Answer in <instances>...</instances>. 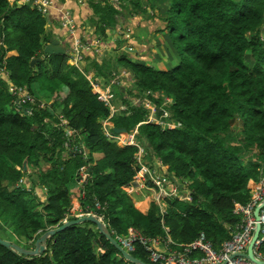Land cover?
Listing matches in <instances>:
<instances>
[{
  "label": "trees",
  "instance_id": "16d2710c",
  "mask_svg": "<svg viewBox=\"0 0 264 264\" xmlns=\"http://www.w3.org/2000/svg\"><path fill=\"white\" fill-rule=\"evenodd\" d=\"M135 1L87 0L91 37L105 42L108 31L117 32L119 16L147 13L145 8L137 11ZM160 1L162 5L149 8L160 18L159 31L169 46L165 44L172 64L164 69L129 59L120 51L126 43L123 35L115 39L117 55L111 59L87 56L77 68L68 63L70 57L49 55L30 66L53 36L47 18L29 4L0 0L2 239L32 249L45 231L76 219L68 214V184L78 180L81 213L93 209L102 216L115 240L129 228L151 238L167 234L177 244L204 233L219 251L237 229L235 205L249 203L264 178V0ZM119 68L126 72L128 86L114 73ZM86 76L110 87V105L118 106L116 96L125 107L109 119V130H134L145 152L144 165L150 167L151 157L161 161L178 195L160 199L164 213L155 201L145 213L137 211L123 190L141 168L135 158L138 148L106 138L100 120L108 118L110 108ZM8 84L35 98V104L21 108L31 109L27 115L18 111ZM143 98L155 105L158 120L176 126L148 122ZM43 99L53 102L41 106ZM161 109L169 117L161 118ZM82 168L85 178L80 181ZM181 194L190 200L179 198ZM95 202L100 210H94ZM259 250L264 254V242ZM130 254L153 264L140 245ZM0 264L131 263L94 224L84 222L48 239L39 256L19 255L0 245Z\"/></svg>",
  "mask_w": 264,
  "mask_h": 264
},
{
  "label": "built area",
  "instance_id": "2783aa9c",
  "mask_svg": "<svg viewBox=\"0 0 264 264\" xmlns=\"http://www.w3.org/2000/svg\"><path fill=\"white\" fill-rule=\"evenodd\" d=\"M9 1V0H8ZM24 4H29L33 8L37 9V11L43 15L46 16L49 12V9L52 6V0H24ZM62 27L66 28L69 32V34L72 36L73 41L71 45V49L69 51L71 64L77 66L81 63L86 56V54H93V55H99L101 54V50L103 47V42H101L97 37H92L91 39H81L75 37V29L76 25L72 21V19L69 17V15L66 13L63 16L62 21ZM127 30L121 31L119 28L117 31L125 37V35L129 32L128 27ZM70 64V65H71ZM91 78V77H90ZM88 79L92 85V87L95 90V87H101L98 82H93ZM94 83V84H93ZM116 84L120 86L121 82L119 80L115 81ZM109 87V86H106ZM105 87V88H106ZM110 88V87H109ZM108 88V89H109ZM105 90L104 88H102ZM99 94V99L104 102L106 106L110 108V112L112 109V105L109 103V92L105 95V99L102 97V92H99L96 90ZM8 93L15 98V105L18 108V111L21 110L22 106L25 104L33 105L35 104L36 100L30 94L25 88L8 84ZM147 92L146 94H148ZM170 99H166L165 103H170ZM147 110H148V122L154 121L157 124H160L163 128L172 129L176 125L171 122H165L163 120H158L156 116V109L155 105L151 103L147 98H145V103H141ZM163 112V115L161 118L169 117V114L167 111L161 109ZM109 118V116H108ZM108 118L105 119V125H107L106 130V136L111 139H115L117 142L121 141L122 146H135L138 148V152L136 153L137 156L141 155V157L145 154L143 149L139 147V145L135 141V131L133 133L125 132V134H132L127 135L129 138L119 139L116 138L108 133L113 134L109 129V120ZM61 123L63 125V118L60 117ZM108 121V122H107ZM103 126V125H102ZM122 134V135H125ZM117 136L118 134H113ZM136 162L140 165V167L143 166V164H140V160H138V157H136ZM140 157V159H141ZM85 168H82L79 171L80 181L83 180L82 174L84 173ZM140 171V170H139ZM147 179L150 178V175L146 171L145 174ZM82 178V179H81ZM158 183L153 181L156 188H160V186H163L165 189V196H178L177 190L174 187L171 192H168L166 189V184L164 183V180L162 178H156ZM79 181V180H78ZM134 182V181H133ZM163 196V197H165ZM161 197V198H163ZM161 198H159L157 201V204L160 205L161 212L164 213L165 209L163 204L161 203ZM179 198H181L179 196ZM264 198V178L260 180L258 183L257 189L253 193V198L251 201L245 205H235L234 212L240 216V223L232 232V236L228 241H225L219 251H216L212 245V243L206 238L204 233H200L198 237L188 244H177L172 241V239L169 237V235L166 234L164 238L161 237H147L143 235L141 232L135 230L134 228H129L127 233L125 235L118 236L116 241L117 243L128 253H131L135 250V247L137 245H140L143 250L147 253L148 260L153 264H222L224 261H226V264H254L247 260L244 257L236 256L232 259H229V257L233 254H240L245 253L247 250L248 245L250 244L256 224L259 223L260 230L258 234V238L255 241L253 245V252L255 257L264 262V254L260 252V247L262 243L264 242V206L260 208L259 210V220L257 222L254 211L257 205L263 200ZM184 200H190V197L188 194L185 195L184 198H181ZM94 210H100V204L95 202L94 204ZM82 215V214H81ZM79 215V216H81ZM83 215H93L99 220L103 222L102 216H98L94 213L93 209ZM78 217V216H76ZM66 221V220H64ZM166 229V233H167Z\"/></svg>",
  "mask_w": 264,
  "mask_h": 264
},
{
  "label": "rangeland",
  "instance_id": "374dc122",
  "mask_svg": "<svg viewBox=\"0 0 264 264\" xmlns=\"http://www.w3.org/2000/svg\"><path fill=\"white\" fill-rule=\"evenodd\" d=\"M158 1L160 3V0H154L150 4H152V5L154 4L153 6L162 5V4H158ZM123 4L125 6H128L127 2H123ZM155 14L156 13H153V11H152L149 15L151 17V19H148V21H146L143 24V26H138V29H134L133 32H132V29L130 27H128L129 32L123 38L125 41H128L132 38L135 41L137 40V43L133 44L136 47H131V46L129 47L128 43H125L124 45H122L120 51L122 49H124L129 54V59H131L132 61L144 63V64L150 65V66L154 65L157 68L164 69L165 67L168 66L167 63L172 64L171 55L166 50L167 43L165 42V38H163V35H161V31H159V29L163 28V24L161 23L159 17H155ZM154 17H155V19H158V20H154L153 19ZM123 23L125 24V22H123ZM123 23L121 24L122 30L124 29L126 31L127 29H125V26H122ZM262 30L264 32V26H263ZM117 34L121 35V33H119L118 31H117ZM114 48H115V44L113 45L111 50L106 48L104 51H101L100 52L101 54H99V57H102L103 59H111L113 57H116L117 53L113 51ZM129 50L130 51L135 50V53L134 52L132 53ZM247 62L250 63L249 60H247ZM68 63L71 64L70 58H69ZM72 66H74V65H72ZM75 67L80 68V64L78 66H77V64H75ZM114 73L116 75H119V77H121V78H125L126 79L125 85L126 86L129 85V83H130L129 79H127V74L123 69H120V68L118 70L116 69V70H114ZM127 73H129V72H127ZM86 77H87V79L90 78V76H86ZM2 79L5 82H7V78L4 75H2ZM99 81H102V79H100ZM102 88H103L102 86L99 88L95 87V90H94V88L92 87L94 92H96V90H98L99 92H102V97L104 100H106L105 95L109 92V89H108L109 87L104 88L105 90H103ZM96 93L98 94V92H96ZM114 99H115V102L118 106L112 105V109H111V112L109 114L108 120L112 116H114L116 113H121L125 109V107H123L122 104H120L122 102L121 100H119L116 96L114 97ZM43 100L44 101H43L41 106H45V104L48 105L51 102H53V99H47V100L43 99ZM141 102L145 103V98H143L141 100ZM134 103H135V101L131 102V104H134ZM60 117H61V115H60ZM100 124L103 125V132L106 136V133H107L106 130L108 127H107V125H105V119H101ZM236 127H239V123L236 124ZM130 133H133V131H131ZM130 133L125 134V133L121 132V133H117L118 134L117 136H115L111 133H108V134H110L116 138H119V139H124V138H129V136L132 135ZM122 134H125V135H122ZM127 135H129V136L127 137ZM106 138L111 140V141L116 142L119 146H122L120 144L121 141L117 142L115 139L108 138L107 136H106ZM85 152H87V151L85 150ZM144 155L142 157H141V155H139V156L136 155V157H138V160H140V164H143V166L146 163V161L143 158ZM140 157H141V159H140ZM149 162H150L149 163L150 167H146L145 169L143 167L140 168V171H138V173L134 177L135 183L132 182L123 188V190L127 192V195L130 194V195H132V197L134 199L145 203V204H142L141 202L139 203V209H142V210L145 208L147 210L152 201H155L157 203L156 200L165 196V189L163 188V186H160L159 189L155 187V184L153 183V181L158 183L156 178H162L164 180V183L166 184L168 192H171L172 189L174 188V186L172 184H170V182L168 180V175L166 174V170L163 169L161 161L158 159H156V161H155V160H153V157H151ZM149 168H151V170ZM145 171H147L148 174L150 175L149 179H147L146 176L144 175ZM82 176L85 178V172L82 174ZM80 187L81 186L79 185V183L77 181L76 182L73 181L70 184H68L70 194L72 195L71 207H70V210L68 213L69 216H73V217L78 216L79 217V215L82 214L80 211L81 208H80V203L78 200L79 199L78 196H80V198L83 197L82 192L79 190ZM36 195L39 196V193ZM142 195L144 197H142ZM185 195L186 194H181L180 197L184 198ZM132 202H133V200H132ZM81 216H83V214ZM0 236L2 237L1 233H0ZM3 236L4 237L6 236L4 234V232H3ZM21 241L25 242L23 239H21Z\"/></svg>",
  "mask_w": 264,
  "mask_h": 264
},
{
  "label": "crops",
  "instance_id": "0c3cea01",
  "mask_svg": "<svg viewBox=\"0 0 264 264\" xmlns=\"http://www.w3.org/2000/svg\"><path fill=\"white\" fill-rule=\"evenodd\" d=\"M10 3H17V4H24V0H9ZM161 2V1H160ZM135 4H140V6L137 8V11H140L141 9H146L147 13H136L133 16H119L118 19V28L120 29L121 27L119 25H121L123 22H125V24L123 23L122 26L125 27H130L132 29V32L134 29H138V26H143V24L148 21V19H151V17L149 16L150 13L153 11V13H155L154 10L149 8L148 1L147 0H136L134 2ZM159 4V1H158ZM128 7L129 4H128ZM141 8V9H140ZM68 14L69 17L72 19V21L74 22V24L76 25V29H75V37L76 38H81L83 39H91V35L93 34V28L91 27V25L89 24V17L92 14L91 9L88 7L87 4V0H52V6L49 9L48 14L46 15L47 18V27L48 30L53 34L52 38H56L60 41L61 45L69 52V50L71 49V45H72V41L73 38L72 36L69 34L68 30L66 28L62 27V21H63V16L65 14ZM154 20H158L155 19V17L153 18ZM126 20V21H125ZM264 26V25H263ZM262 26V28H263ZM124 30V29H123ZM122 31V30H121ZM261 32L264 36V32L261 29ZM107 39L105 40V42H103V47L101 51H104L106 48H108L109 50H111V48L114 45V41L117 38L118 35L117 32H107ZM161 35H163V38H165V34L162 33ZM121 36V35H120ZM123 37V36H122ZM124 39V38H123ZM126 43H128L129 47H136L133 44L137 43V40L135 41L133 38L126 41ZM135 51V50H133ZM93 54H86L85 57L87 56H91ZM86 65L83 64L82 67ZM153 67L155 68L156 66L153 65ZM156 69H160L157 68ZM62 96V95H61ZM145 166V167H144ZM142 166L144 169L146 167H149L147 165ZM151 170V168H149ZM146 172V171H145ZM78 182V181H77ZM135 183V182H134ZM167 189V187H166ZM130 196V198L133 200V203L135 204V208L140 211L141 213H145L146 212V208L145 209H139V203L141 201H138L136 199H134L132 197V195L128 194ZM80 197V196H78ZM142 197H144L142 195ZM142 204H145L144 202H141ZM78 208V207H77Z\"/></svg>",
  "mask_w": 264,
  "mask_h": 264
},
{
  "label": "water",
  "instance_id": "95a60500",
  "mask_svg": "<svg viewBox=\"0 0 264 264\" xmlns=\"http://www.w3.org/2000/svg\"><path fill=\"white\" fill-rule=\"evenodd\" d=\"M130 52L135 53V51H130ZM49 55H64L66 57L70 56L69 52L61 45V43L58 39L51 38L49 40V42L46 44V46L44 47L42 56L39 58L31 60L30 66H33L36 62L42 61L44 58H46ZM21 110L23 111V113L25 115H27L31 111L30 108L21 109ZM115 132L116 133H121V132L125 133L126 130L125 129H117V130H115ZM24 169L26 170V164L25 163H24ZM263 206H264V198L257 205V207L255 208V211H254V216H255L257 222L259 220V210ZM84 222H91L92 224H94L97 231L101 235H103L111 245H113L115 247V249L121 254V256L125 259V261H127L131 264H147V263H145L139 259L134 258L130 253L126 252L117 243V241L111 236V234L107 230L105 224L93 215H83V216L76 217V219H74V220H66L60 226L45 231L35 241L32 249H24L15 243H12L8 240L2 239L1 237H0V245H2L3 247H5L9 250L16 252L19 255L31 256V257L39 256L46 250V242L48 239H51L52 237H54L58 233L64 231L65 229H67L71 226L78 225V224H81ZM259 230H260V225H259V223H257L253 237H252V240H251L250 244L248 245L246 252L240 253V254H233L229 257V259H232L236 256H241V257L246 258L247 260H249L250 262H252L254 264H264L263 261H260L255 257L254 252H253V245L258 238ZM222 264H226V261H224Z\"/></svg>",
  "mask_w": 264,
  "mask_h": 264
}]
</instances>
